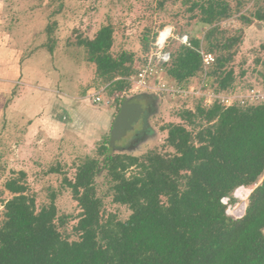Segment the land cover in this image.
Returning a JSON list of instances; mask_svg holds the SVG:
<instances>
[{"label": "rangeland", "instance_id": "obj_1", "mask_svg": "<svg viewBox=\"0 0 264 264\" xmlns=\"http://www.w3.org/2000/svg\"><path fill=\"white\" fill-rule=\"evenodd\" d=\"M193 1L196 0H0V223L3 203L11 197L5 184L18 179L34 195L38 208L53 196L57 213L65 221L60 227L62 235L77 239L74 227L81 209L66 179L74 178L77 165L86 157L101 159L97 155L103 142L81 149L76 144L64 146L57 141L48 123L60 120L58 103L64 97L85 96L92 105L106 102L116 106L122 100L146 96L144 125L135 127L137 134H128L110 148L112 153L141 155L149 149L173 152L165 142L164 127L182 123L179 113L184 109L221 104L219 97L225 94L234 99L245 97L251 88L264 91V22L243 23L239 18L251 15L262 0H203L205 5L210 1L228 2L232 8L229 17L211 22L200 20L201 10L198 5L191 6ZM105 25L112 27L109 53L118 63L110 78L97 71L96 65L88 61L86 49L78 44L80 39H93ZM164 34L168 36L160 42ZM192 39L200 42L203 64L193 75L177 81L170 69L181 47L191 46ZM41 51L45 56L26 66L27 60ZM160 52L168 54L166 63L160 61ZM229 53L232 58L220 66L217 58L225 59ZM147 65L154 75L147 82L148 88H138L133 82L136 73ZM38 69L48 79L38 95L49 98L47 111L53 102L56 106L51 108L52 118H45L48 126L35 124L32 132L29 123L20 124L19 109L11 103L16 96L21 95L24 104L30 93L35 95ZM229 70L233 71L231 87L220 89ZM159 81L179 92L158 89ZM96 97L99 102L94 101ZM27 114L33 116L31 112ZM36 116L39 119L41 115ZM261 180L262 177L256 185ZM110 185L102 168L95 176V190L102 198L101 215L125 220L130 210L113 201ZM256 185L240 186L222 199L228 216L244 215L248 196Z\"/></svg>", "mask_w": 264, "mask_h": 264}, {"label": "trees", "instance_id": "obj_2", "mask_svg": "<svg viewBox=\"0 0 264 264\" xmlns=\"http://www.w3.org/2000/svg\"><path fill=\"white\" fill-rule=\"evenodd\" d=\"M197 5L203 22L232 14L228 2L196 0L191 6ZM239 18L264 22V0L251 15ZM78 44L97 71L110 78L118 66L109 53L112 27L102 26L93 39ZM190 45L181 47L170 69L177 81L203 64L199 40ZM232 56L217 61L221 66ZM232 73H225L220 89L231 87ZM179 117L182 123L164 127L172 153H112L105 138L97 155L101 159L88 156L77 165L74 178L66 179L81 209L77 239L62 235L65 221L53 196L38 208L24 183L8 180L11 197L3 203L0 264H264V99L228 107L217 102L184 109ZM102 168L113 201L130 210L125 220L101 215L95 176ZM250 185L256 186L244 215L228 216L222 199Z\"/></svg>", "mask_w": 264, "mask_h": 264}, {"label": "crops", "instance_id": "obj_3", "mask_svg": "<svg viewBox=\"0 0 264 264\" xmlns=\"http://www.w3.org/2000/svg\"><path fill=\"white\" fill-rule=\"evenodd\" d=\"M44 56L45 54L42 51L37 52L33 57L27 60L28 63L26 66L33 63L38 57L39 59H42ZM37 80L38 85L35 87V95L30 93V96H27L28 99H24V104L22 103L23 100L21 99V95L16 96L11 103L13 108L19 109V113L21 114L18 116L20 124L25 125L29 123L27 125L29 129L32 128V132L35 131V124L46 125L44 123L45 118H52V107L56 106V103L53 102L47 111L48 105L50 104L49 98L47 96L38 95V92L41 93L43 85L48 82L47 74L44 73L43 70H37ZM84 97L85 96H80L78 98L64 97V101H59L58 103V105L61 106L60 115L62 112L60 120L55 121L54 124L48 123L51 128L50 131L56 134L54 135L55 138H57V141H61L64 146L68 144H76L75 146L81 149H89L94 147L98 142L110 137L114 118L119 111L122 101L116 106L109 105V103L107 104L106 102L101 103L100 106H96L90 104ZM127 102L130 104L139 103L138 101L134 102L129 100H127ZM28 112H31L33 116L30 117V115L27 114ZM37 113L41 115L39 119L36 116ZM42 128L43 130L46 129L44 126H42ZM48 134L53 136V134H50L49 132Z\"/></svg>", "mask_w": 264, "mask_h": 264}, {"label": "built area", "instance_id": "obj_4", "mask_svg": "<svg viewBox=\"0 0 264 264\" xmlns=\"http://www.w3.org/2000/svg\"><path fill=\"white\" fill-rule=\"evenodd\" d=\"M158 57L160 59V61L162 63H166L169 59L168 57V54H165V53H159L158 54ZM209 58H211L209 56ZM208 58L206 57V60ZM148 67L144 68V69H140L139 71H137L136 73V76H135V79H134V83L137 85L138 88H143V89H146L149 87L148 85V80L149 78L154 75V70L152 69V67L150 65H147ZM148 82V83H147ZM159 86H158V89L160 90H163V91H171V92H179V91H176L175 89H167L166 87V84L162 81H159L158 82ZM250 93H248L249 95L247 96H243L241 98H238V99H234L233 95L231 94H225L223 95L222 97H219V102L225 106V107H228L230 105H233L234 103H250V102H256L257 100H261V99H264V91H259V90H255V88H251L250 90ZM99 97H96V99H94L95 102H99Z\"/></svg>", "mask_w": 264, "mask_h": 264}, {"label": "water", "instance_id": "obj_5", "mask_svg": "<svg viewBox=\"0 0 264 264\" xmlns=\"http://www.w3.org/2000/svg\"><path fill=\"white\" fill-rule=\"evenodd\" d=\"M142 109L140 103H128L122 100L121 106L111 128L109 137V147L114 148L116 142L124 139L128 134H132L136 123L141 117Z\"/></svg>", "mask_w": 264, "mask_h": 264}, {"label": "flooded vegetation", "instance_id": "obj_6", "mask_svg": "<svg viewBox=\"0 0 264 264\" xmlns=\"http://www.w3.org/2000/svg\"><path fill=\"white\" fill-rule=\"evenodd\" d=\"M146 96H139V97H137L136 99H132V100H129V101H134V102H139L140 103V105L142 106V110H143V112H142V114H141V117L139 118V121L136 123V127L137 126H143L144 125V121H145V119H146V112H147V108H148V104H147V101L145 102V100H146ZM133 132H134V134H137L136 133V128L133 130Z\"/></svg>", "mask_w": 264, "mask_h": 264}, {"label": "bare ground", "instance_id": "obj_7", "mask_svg": "<svg viewBox=\"0 0 264 264\" xmlns=\"http://www.w3.org/2000/svg\"><path fill=\"white\" fill-rule=\"evenodd\" d=\"M167 36H168V34H167V35L164 34L163 36L160 35V37H159V41H160V42H163L164 39H165ZM161 38H162V40H161Z\"/></svg>", "mask_w": 264, "mask_h": 264}]
</instances>
